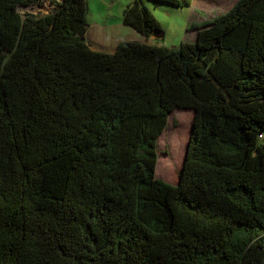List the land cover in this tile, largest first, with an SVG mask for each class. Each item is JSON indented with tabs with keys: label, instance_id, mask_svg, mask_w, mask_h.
<instances>
[{
	"label": "trees",
	"instance_id": "1",
	"mask_svg": "<svg viewBox=\"0 0 264 264\" xmlns=\"http://www.w3.org/2000/svg\"><path fill=\"white\" fill-rule=\"evenodd\" d=\"M42 1L0 0V264H259L264 0L112 52L91 48L86 0L19 11ZM122 20L161 29L143 0ZM176 108L194 116L171 184L155 167Z\"/></svg>",
	"mask_w": 264,
	"mask_h": 264
},
{
	"label": "rangeland",
	"instance_id": "2",
	"mask_svg": "<svg viewBox=\"0 0 264 264\" xmlns=\"http://www.w3.org/2000/svg\"><path fill=\"white\" fill-rule=\"evenodd\" d=\"M42 1V0H41ZM50 0H43L41 4L29 5L33 7L32 11L34 13H48L50 12V6L46 4ZM129 0H86L88 4V14L87 20H94L103 22L106 18L115 19V16H111L108 13V7L111 3H114L113 14H117V8L120 7L121 13H123L124 8H121L123 4H126ZM237 0H210L207 8L212 10L213 15H217L221 12L229 9ZM147 2V4L145 3ZM144 3L154 15L156 20L161 24V31L165 34L164 37L159 40L165 46H179L183 41H192L187 30L183 28V21L187 19L190 9L185 6H175L168 3L155 2L152 0H144ZM46 4V5H45ZM52 5V4H51ZM29 6H20L19 11L26 12L29 11ZM123 9V10H122ZM200 9V8H199ZM197 12V11H196ZM202 16H205L206 11L201 9L198 11ZM198 19V18H197ZM194 111L189 108H176L169 114L166 128L158 139L157 154L158 157H171L172 153V140L174 134L177 131L182 130L184 132V144L182 149V156L180 158L179 164L174 166L173 175L170 179H165L163 175H157V178L162 179L171 184H175L178 181L179 174L182 168V162L185 154V147L188 141L189 132L191 124L193 121ZM264 143V138L261 140Z\"/></svg>",
	"mask_w": 264,
	"mask_h": 264
},
{
	"label": "crops",
	"instance_id": "3",
	"mask_svg": "<svg viewBox=\"0 0 264 264\" xmlns=\"http://www.w3.org/2000/svg\"><path fill=\"white\" fill-rule=\"evenodd\" d=\"M132 1L133 0H129L126 4H123L121 8L126 7L127 4L131 3ZM208 1L210 2V0H192L191 4L187 5V9H190V13L187 16V19L183 21L182 26L187 30L186 34H189L190 38H192V41L187 42L195 41L197 36V29L190 28L191 23L202 22L203 20L214 17L212 10H210L209 7L207 8L209 3ZM145 3L147 4V2ZM46 4L50 6V10L53 8V5H51L50 1H48ZM114 8V3H111L108 7V13L111 16H115V19H110V17L109 19L106 18V20L103 22L88 20L86 38L89 41L92 49L97 51L112 52L116 49L121 41L127 40L163 45L159 39L164 37L165 34L159 38L154 36L153 33L149 37L143 35L137 29H135V27L123 22L120 7L117 8L118 15H114L112 13ZM199 8L202 11H206L204 17L198 12L200 10Z\"/></svg>",
	"mask_w": 264,
	"mask_h": 264
},
{
	"label": "bare ground",
	"instance_id": "4",
	"mask_svg": "<svg viewBox=\"0 0 264 264\" xmlns=\"http://www.w3.org/2000/svg\"><path fill=\"white\" fill-rule=\"evenodd\" d=\"M163 133V132H162ZM161 133V134H162ZM161 136V135H160ZM160 138V137H159ZM172 140V153L171 157H157L155 175H163L165 179H170L173 175L174 166L179 164L182 156V149L184 144V132L177 131Z\"/></svg>",
	"mask_w": 264,
	"mask_h": 264
},
{
	"label": "water",
	"instance_id": "5",
	"mask_svg": "<svg viewBox=\"0 0 264 264\" xmlns=\"http://www.w3.org/2000/svg\"><path fill=\"white\" fill-rule=\"evenodd\" d=\"M32 5H34V4H32ZM30 8H29V12H33L32 11V9H33V7H31V6H29ZM153 34H154V36H156L157 38H159V37H161V36H163L164 35V33L161 31V29L160 30H154L153 31ZM188 142V141H187ZM187 145L188 144H186V147H185V154H184V158H183V162H184V159H185V156H186V153H187ZM183 162H182V166H183ZM182 169V168H181ZM259 264H264V255H263V258H262V260L259 262Z\"/></svg>",
	"mask_w": 264,
	"mask_h": 264
},
{
	"label": "built area",
	"instance_id": "6",
	"mask_svg": "<svg viewBox=\"0 0 264 264\" xmlns=\"http://www.w3.org/2000/svg\"><path fill=\"white\" fill-rule=\"evenodd\" d=\"M260 136H261V138L263 137V135H262V134H260Z\"/></svg>",
	"mask_w": 264,
	"mask_h": 264
}]
</instances>
